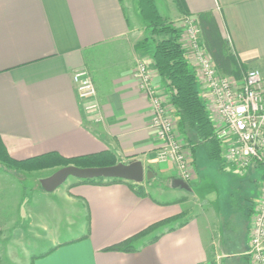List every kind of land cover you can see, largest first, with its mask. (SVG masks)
Masks as SVG:
<instances>
[{
	"label": "crops",
	"instance_id": "obj_1",
	"mask_svg": "<svg viewBox=\"0 0 264 264\" xmlns=\"http://www.w3.org/2000/svg\"><path fill=\"white\" fill-rule=\"evenodd\" d=\"M184 3L194 18L211 13L235 58L264 76V0ZM169 12L171 22L181 16L177 8ZM143 33L137 8H126L122 0H0V139L8 154L22 160L108 151L116 163L138 160L145 172L174 178L168 174L170 164L160 167L155 161L159 141L149 127L150 104L132 76L136 62L145 61L167 100L157 83L151 49H135ZM79 68L89 72L99 113L85 110L77 97L72 74ZM257 168H247V174ZM128 182L97 185L75 179L50 192L34 189L39 193L36 214L51 208L58 219H53L56 230L46 236L40 253L45 255L30 264H210V252L221 247L215 216L206 213L199 222V215H189L188 199L197 200L190 193L150 185L139 196ZM5 195L6 190L1 208ZM254 209L247 208L250 218ZM174 217L147 236L162 232L156 241L142 245L147 237L138 239L134 252L104 250ZM2 222L0 216V230Z\"/></svg>",
	"mask_w": 264,
	"mask_h": 264
},
{
	"label": "rangeland",
	"instance_id": "obj_2",
	"mask_svg": "<svg viewBox=\"0 0 264 264\" xmlns=\"http://www.w3.org/2000/svg\"><path fill=\"white\" fill-rule=\"evenodd\" d=\"M122 1L126 8H137L136 0ZM154 1L161 15L172 17L169 12L170 8H177L173 0ZM180 14L181 16L171 23L180 31V42L186 46L185 43L188 38V28H199V26L197 17L194 18L188 13L183 14L180 12ZM229 37L231 36L229 35ZM226 44L229 52L233 55L231 48L228 45V41ZM216 70L220 75L228 77L233 86H238L241 84L242 79L249 69L244 68L243 70H240L239 76L220 73L217 68ZM169 110H172L171 105ZM172 113L173 112H171V114ZM172 117L175 124L174 131L177 134V138L180 139L181 137L178 135L176 121L173 114ZM180 141L185 142L183 139H180ZM186 148L188 147H185V150H187ZM189 154H191L190 151L186 152L187 157H190ZM195 159L196 161L194 162L193 159L189 160V171L192 174V179L186 183L189 185L190 191L178 187H172L173 179L178 178L175 170L172 172L169 171L168 173L174 177L172 179H164L165 177L162 175L154 174L155 176L153 175L149 180L144 179L142 181V184L144 183L143 187L139 183H133L139 184L138 186L145 189L152 185L150 187L152 188L154 186L155 189L171 188L177 189V191L182 193H190L195 196L197 200H194L193 197L188 199L190 201L189 211L192 210V212H189V215H199V222H201L202 216L206 213L210 218L213 215L215 216L216 220H214V224L216 223V226H214L221 247L216 254L210 252V264H213V262L215 263V259L217 260L216 262H218L215 264H247V258L249 264H253L251 255L247 253L250 248L249 243L251 233V218L247 215V208L255 207L260 197L262 188L261 184L264 178L263 168L258 167L256 172L249 175V173L247 174V169L239 170L228 166L223 158L221 162L210 161L207 159L206 147L204 145L197 149ZM158 165L160 167H167L169 164L162 163ZM60 168H62V166L50 165L38 170L25 172L7 168L0 163V195L4 194V190H6L5 199H1L3 204L4 201L6 203L5 208L0 207V216L3 221L0 230L1 264H30L31 259L39 256L41 251L46 248L45 243L48 241L46 236L49 237L51 232L56 230L53 226V219L56 221L58 218L53 215L54 212L51 208H49V210L40 209L42 213L39 211L38 215L36 214V199L38 197L37 194L39 193L34 189H37L40 192H50L52 189L46 190L42 185V181L49 178ZM248 179L250 180L247 184ZM74 180L75 178L68 177L65 182L68 183ZM64 186L65 185H61L60 188H63ZM48 194L49 195L44 196H51V193ZM166 196L167 195H164V197ZM76 215L78 216V214ZM38 216L40 218H38ZM248 225H250L248 247H245L247 244ZM211 231L213 234V228H211Z\"/></svg>",
	"mask_w": 264,
	"mask_h": 264
},
{
	"label": "built area",
	"instance_id": "obj_3",
	"mask_svg": "<svg viewBox=\"0 0 264 264\" xmlns=\"http://www.w3.org/2000/svg\"><path fill=\"white\" fill-rule=\"evenodd\" d=\"M186 46L188 61L200 85V93L213 114L214 136L223 144V159L239 170L260 166L264 171V77L258 69L247 70L242 82L233 86L228 77L220 75L211 57L203 48L200 29L189 27ZM151 108L149 127L154 131L159 147L155 153L158 164L167 163L184 182L192 179L185 142L174 131L170 104L154 84L147 63L136 62L132 73ZM72 81L78 99L85 110L99 113L96 90L89 72L76 69ZM96 120H101L97 114ZM264 178L262 190L251 218L248 254L253 264H264ZM263 244V245H262Z\"/></svg>",
	"mask_w": 264,
	"mask_h": 264
},
{
	"label": "trees",
	"instance_id": "obj_4",
	"mask_svg": "<svg viewBox=\"0 0 264 264\" xmlns=\"http://www.w3.org/2000/svg\"><path fill=\"white\" fill-rule=\"evenodd\" d=\"M179 12L187 14L184 0H173ZM139 17L144 26V37L135 44V49L149 47L155 70L158 74L157 83L171 105L176 121L178 135L183 138L190 149L193 162L196 161V150L206 147L207 159L221 162L224 154L222 142L214 136L215 126L203 100L198 79L193 67L188 62L180 42V31L175 28L168 17L159 13L154 0H136ZM203 46L215 67L220 73L239 76L245 66L239 62L227 48L226 41L219 35L215 20L211 13L202 12L197 15ZM0 163L16 171L38 170L50 165L87 167H105L116 164L115 157L108 151L97 154L61 157L56 153H47L22 160L13 159L6 151L0 139ZM260 167V166H258ZM123 181L121 179H85L79 183L108 184ZM139 196H145V190L137 184L128 182ZM174 218L165 219L149 225L139 233L104 248L105 251L134 252L136 241L147 237ZM174 228H169L171 230ZM162 232L147 237L142 245L156 241ZM45 255L41 254L40 256Z\"/></svg>",
	"mask_w": 264,
	"mask_h": 264
},
{
	"label": "water",
	"instance_id": "obj_5",
	"mask_svg": "<svg viewBox=\"0 0 264 264\" xmlns=\"http://www.w3.org/2000/svg\"><path fill=\"white\" fill-rule=\"evenodd\" d=\"M153 175L151 172H145L140 161L134 160L128 164L116 163L112 166L105 167H87L81 168L76 166H65L57 170L46 180L42 181V185L46 190H51L62 184L68 177L78 180L85 179H121L134 183H141L144 179L149 180ZM172 185L175 188H181L190 191L189 185L181 179L174 178Z\"/></svg>",
	"mask_w": 264,
	"mask_h": 264
}]
</instances>
